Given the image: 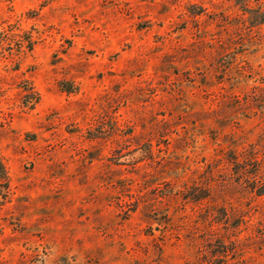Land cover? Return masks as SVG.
<instances>
[{
    "label": "rangeland",
    "instance_id": "374dc122",
    "mask_svg": "<svg viewBox=\"0 0 264 264\" xmlns=\"http://www.w3.org/2000/svg\"><path fill=\"white\" fill-rule=\"evenodd\" d=\"M0 264H264V0H0Z\"/></svg>",
    "mask_w": 264,
    "mask_h": 264
},
{
    "label": "trees",
    "instance_id": "16d2710c",
    "mask_svg": "<svg viewBox=\"0 0 264 264\" xmlns=\"http://www.w3.org/2000/svg\"><path fill=\"white\" fill-rule=\"evenodd\" d=\"M0 179H6V176H5L4 172L1 174Z\"/></svg>",
    "mask_w": 264,
    "mask_h": 264
}]
</instances>
